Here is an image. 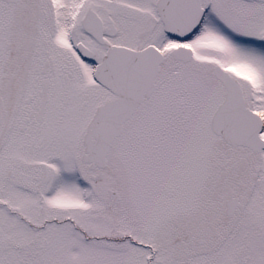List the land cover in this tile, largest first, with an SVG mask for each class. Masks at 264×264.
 Wrapping results in <instances>:
<instances>
[{
	"label": "snow or ice",
	"instance_id": "snow-or-ice-1",
	"mask_svg": "<svg viewBox=\"0 0 264 264\" xmlns=\"http://www.w3.org/2000/svg\"><path fill=\"white\" fill-rule=\"evenodd\" d=\"M0 264H264V0H0Z\"/></svg>",
	"mask_w": 264,
	"mask_h": 264
}]
</instances>
